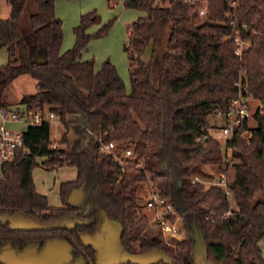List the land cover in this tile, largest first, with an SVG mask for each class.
Here are the masks:
<instances>
[{
  "label": "trees",
  "instance_id": "trees-1",
  "mask_svg": "<svg viewBox=\"0 0 264 264\" xmlns=\"http://www.w3.org/2000/svg\"><path fill=\"white\" fill-rule=\"evenodd\" d=\"M55 2L11 0L10 18L0 19V48L9 58L0 66V107L13 106L3 102L6 91L29 76L37 92L13 107L55 112L68 130L77 126L79 137L72 142L65 135L67 148L53 149L50 123L24 130L29 154L1 165L0 254L40 253L58 241L74 258L98 264L89 239L112 222L126 255L116 264H199V258L203 264H264V0H208V16L197 24L187 0H123L145 13L125 46L130 92L110 61L97 68L94 60H81L94 13L81 17L74 47L62 52ZM235 38L246 44L241 54ZM249 98L260 103L252 115L256 126L250 116L224 143L213 137L210 116L224 117L233 102ZM112 142L124 165L101 150ZM39 159L50 169L77 170L74 181L61 184L60 207L37 192ZM215 174H226V189ZM149 176L173 208L168 220L182 221V239L164 242L143 233L147 219L139 214L137 192ZM74 189L84 194L77 207L67 202ZM15 214L31 223L15 225Z\"/></svg>",
  "mask_w": 264,
  "mask_h": 264
},
{
  "label": "rangeland",
  "instance_id": "rangeland-1",
  "mask_svg": "<svg viewBox=\"0 0 264 264\" xmlns=\"http://www.w3.org/2000/svg\"><path fill=\"white\" fill-rule=\"evenodd\" d=\"M12 10L11 0H0V19L7 20L10 18ZM55 13L58 19L62 21L64 41L62 45V52H65L74 47L76 38L74 29L79 25L81 17L86 14L94 13L97 16V21L93 23L88 29L87 34L91 36L87 47L82 52L83 61L94 60L97 68H100L105 62L110 61L117 69L120 77L124 81L127 91L131 90L130 81V63L128 54L125 52V46L128 44V33L133 23L138 18L145 16L144 12L126 8L123 0H56ZM194 22L195 18L191 16ZM204 22V19H201ZM104 31L103 34L101 32ZM143 60H149V55L143 56ZM9 58L6 48H0V66L8 64ZM37 92L36 81L29 76L19 77L11 87L6 91L3 102L17 106L20 104L23 97ZM248 111L250 114V126H256L252 115L257 111L260 103L252 98L247 100ZM209 132L220 139L224 143V139L220 137L221 130L227 125V121L221 115H212L208 120ZM67 135L68 140L75 141L78 139V128L72 124L69 130L65 125L56 123L51 125V145H57L60 149H66L67 145L61 143L63 136ZM246 136V134H244ZM226 158L229 160V151H226ZM39 165L33 171V180L38 192L45 194L50 202L51 207H59L62 205L60 198L61 184L67 181H74L77 177V170L74 167L64 166L50 169V167L43 165V159H39ZM207 171L214 174L217 169L214 166L207 167ZM220 176L215 174V181ZM225 179L226 174L224 175ZM157 183L151 180L149 176L148 181L142 183L141 188L137 192L139 197V214L147 219V226L143 231L146 235L160 238L164 242H171L172 236L167 235L164 239L161 226L157 224V215L161 216V211L156 214V211L147 207V201L153 194L159 195ZM235 205L232 201V209ZM16 218L23 224V215H17ZM112 223V222H110ZM115 229L112 233H119L118 227L112 223ZM177 228L182 230V221L174 222ZM169 225H173L170 221ZM106 232L99 237L101 242L106 240ZM184 236V234H183ZM114 240L110 237L106 240L103 249H101L102 256L99 259V264H114L116 262L114 253ZM264 254V238L259 243ZM30 255V253H28ZM27 253L22 254L14 250H6L0 254V259L3 261H13L16 263H26L30 257ZM199 264H203L201 259Z\"/></svg>",
  "mask_w": 264,
  "mask_h": 264
},
{
  "label": "built area",
  "instance_id": "built-area-1",
  "mask_svg": "<svg viewBox=\"0 0 264 264\" xmlns=\"http://www.w3.org/2000/svg\"><path fill=\"white\" fill-rule=\"evenodd\" d=\"M187 3L191 7L190 15L195 18L193 23H202L201 19H205L208 16V0H187ZM237 43V54H241L245 43L239 38H235ZM250 117L248 111V102L245 99H239L233 102L229 113L226 115L227 125L222 128L220 137L225 141L230 139L235 128L239 123ZM224 119V118H223ZM44 122L50 123H61L60 116L52 111L47 109L41 111L28 110L25 108H1L0 107V165L5 162L13 160L17 155L27 156L29 150L25 145L24 141V130L29 126H38ZM13 125H21L23 129H13ZM53 149H58L57 145L51 146ZM116 143L112 142L109 144H104L102 146V151L107 154H112L117 162L121 165H124L125 162L122 160L117 153H114ZM126 157L133 155L131 150L126 151ZM226 161L231 162V159ZM195 181H200L199 178H195ZM218 186H221L226 189V179L224 174H221L219 179L215 181ZM147 207L151 208L158 212H162L161 216L157 215L156 219L160 222L162 232L164 234V239L167 238V235L172 236V238L182 239L183 232L176 225H169L168 216L174 214L173 208L170 204L166 202L158 194H153L152 197L147 201Z\"/></svg>",
  "mask_w": 264,
  "mask_h": 264
},
{
  "label": "water",
  "instance_id": "water-1",
  "mask_svg": "<svg viewBox=\"0 0 264 264\" xmlns=\"http://www.w3.org/2000/svg\"><path fill=\"white\" fill-rule=\"evenodd\" d=\"M41 64H44V62H41ZM223 118L226 119V116H224ZM178 185H180V181H178ZM83 197L84 194L81 189H74L70 192L67 202L70 206L77 207L81 204ZM111 225L113 224L111 223ZM117 230L119 231L118 237H120L121 235L120 228L118 227ZM23 253L25 254L30 253V255L28 254L30 259L26 263H21V264H62L67 259L66 257L67 246L63 242L57 241L45 247L43 252L36 253L34 250L33 252H30V250L26 248L23 250ZM11 264H19V263L13 262Z\"/></svg>",
  "mask_w": 264,
  "mask_h": 264
},
{
  "label": "flooded vegetation",
  "instance_id": "flooded-vegetation-1",
  "mask_svg": "<svg viewBox=\"0 0 264 264\" xmlns=\"http://www.w3.org/2000/svg\"><path fill=\"white\" fill-rule=\"evenodd\" d=\"M14 216H17V215L15 214ZM27 220H31V219L27 215L23 216V221H27ZM17 221H18V219L15 221L14 224L21 226V224H16ZM111 226H112L111 224H108L106 229H104L99 235H96L95 237L89 239L90 241H92V243L95 245L96 249L98 250V256H97V263L98 264H99V259L102 256L101 249H103V245H105L106 240L109 237H110V239L114 240L113 242L115 243V245H114V250H115L114 253H115L116 262L114 264H116L120 260H123V259L126 258V255L123 252V250L121 249V246L119 244V238H120V237H118L119 233H112V230L115 229V227H111ZM105 232L107 233L106 234V236H107L106 240H105V242L104 241L101 242L99 240V237L101 236L102 233H105ZM30 252H33V250H30ZM19 253L25 254V253H23V251H21ZM66 257H67L66 261H64L62 264H85L82 258H74V256L71 254V251H70V249L68 247H67ZM14 263H16V262H14Z\"/></svg>",
  "mask_w": 264,
  "mask_h": 264
},
{
  "label": "crops",
  "instance_id": "crops-1",
  "mask_svg": "<svg viewBox=\"0 0 264 264\" xmlns=\"http://www.w3.org/2000/svg\"><path fill=\"white\" fill-rule=\"evenodd\" d=\"M11 105H13V104H11ZM12 108H14L13 106H11ZM12 128L13 129H23L24 127L23 126H21V125H13L12 126ZM211 134V133H210ZM212 135V134H211ZM213 136V135H212ZM64 137V136H63ZM214 137V136H213ZM216 138V137H215ZM1 179H2V174H1V165H0V183H1ZM38 192V191H37ZM38 193H40V192H38ZM40 194H42V193H40ZM42 195H45V194H42ZM46 196V195H45ZM48 198V197H47ZM61 198V197H60ZM49 200V199H48ZM49 204H50V202H49ZM60 207V206H59ZM29 223H31L30 222V220H27V221H24V223L22 224L19 220L17 221V223L16 224H21V225H28Z\"/></svg>",
  "mask_w": 264,
  "mask_h": 264
}]
</instances>
